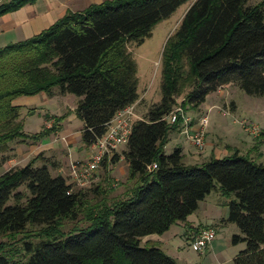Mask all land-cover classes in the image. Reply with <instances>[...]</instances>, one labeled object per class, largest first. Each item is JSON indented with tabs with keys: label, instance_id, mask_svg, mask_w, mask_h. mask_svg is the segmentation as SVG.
<instances>
[{
	"label": "trees",
	"instance_id": "trees-1",
	"mask_svg": "<svg viewBox=\"0 0 264 264\" xmlns=\"http://www.w3.org/2000/svg\"><path fill=\"white\" fill-rule=\"evenodd\" d=\"M33 1L4 0L0 15ZM184 1L104 0L67 11L37 34L0 47V164L11 158L12 143H35L54 130L49 125L33 135L23 132L10 105L18 96H51L54 90L76 95L81 141L90 144L102 136L115 113L139 99L127 42L141 43ZM161 73V100L133 123L121 152L128 180H134L127 196L88 205L83 192L62 175H51L46 164L36 166L35 157L0 174V235L22 231L28 223L40 226L37 241L25 243V260L0 254V264H177L159 247L141 246V237L184 221L215 180L223 196H235L220 221L239 228L233 244L245 242L234 263L264 264V163L233 149L229 157L187 165L181 148L164 151L170 127L181 124L165 120L178 96L183 95L182 103L198 105L231 83L249 95H264V0L253 5L193 0L163 46ZM105 163L106 156L100 165ZM80 213L86 224L60 238L61 221H75Z\"/></svg>",
	"mask_w": 264,
	"mask_h": 264
},
{
	"label": "rangeland",
	"instance_id": "rangeland-1",
	"mask_svg": "<svg viewBox=\"0 0 264 264\" xmlns=\"http://www.w3.org/2000/svg\"><path fill=\"white\" fill-rule=\"evenodd\" d=\"M4 0H0L2 2ZM193 0H186L182 2L172 13L168 16L160 19L155 23L150 31V34L141 42L136 43L132 40L127 42V50L135 64V78L137 92L141 100L136 104L135 112L137 116L146 118V113L151 105L158 103L162 97V73H161V53L163 46L167 38L172 35L184 13L190 6ZM260 0H248V4H257ZM19 39V36H15L13 41ZM12 40H8L7 43ZM1 43V42H0ZM2 45V44H0ZM222 88V87H221ZM221 93L218 91L210 92L205 100L198 105H193L188 102H181L183 95L176 98V104L179 105L183 112L191 117L192 123L199 120L201 116L207 117V125L205 131L208 134L205 135V147L201 150L194 147L188 138L186 137V130L182 124L179 127L169 129L168 139L164 145V151L170 153L175 147H179L182 150V160L187 165L201 166L210 159L209 142L214 141L220 148L222 145L228 144L236 136H240L243 140L248 142V145H242L239 153L245 158L252 159L256 163H264V95L255 96L245 93L237 83L226 84L221 89ZM41 96V95H40ZM64 97H51L48 104H36L29 103L24 107H20V115L17 117L16 122L22 124V131L27 135H33L43 131L44 123L49 122V117L58 116V113L66 114L65 117L74 113L73 108L78 100V96L64 93ZM41 97H38V100ZM42 102V99H40ZM234 104V108H230V105ZM228 112V113H227ZM48 117H47V116ZM246 119L248 122L257 124L263 134L260 138H257L245 131L240 120ZM237 120V121H235ZM79 119L75 117L71 120L70 128H77ZM213 121L216 126L213 128ZM65 123H63L64 126ZM170 125L172 123H169ZM196 124V123H195ZM209 124V125H208ZM218 124V125H217ZM191 129V128H190ZM49 132L48 134H50ZM20 142L12 143L17 144ZM22 143V142H21ZM30 144L29 141L23 142ZM126 148V144H121L118 148L119 152H122ZM239 148V147H238ZM9 151L8 154H12L14 159L11 161L12 166L17 167L25 164L26 157L15 155L14 148ZM22 151L27 148L25 146L20 147ZM224 149L227 153L220 158L229 157L232 155V149ZM26 158V159H25ZM29 160V159H28ZM26 161V162H25ZM42 162L36 163V166H40ZM2 165V164H1ZM110 163L106 162L105 165H99L98 171L100 176V182L98 183L100 188L99 192L88 190L89 187L96 186L97 183H87L84 186H79L76 183H72V187L75 190L83 192V199L86 204L94 203H107L110 204L114 200L123 198L130 193L131 188L134 185V180H128V168L121 174L117 168L109 167ZM5 167L4 165L2 166ZM1 168V167H0ZM51 175V168L48 167ZM2 170L0 169V172ZM215 187L212 189V197L219 200H224L225 203L235 198L234 193H231L228 197L223 196L219 189V182L214 181ZM86 190V191H85ZM228 209V208H227ZM86 220L80 213L75 221L63 220L58 226L60 238L65 237L70 233V230L84 226ZM233 226H237L235 223ZM40 226L26 224L22 231L15 232L12 235L7 233L0 235V245L2 250L0 254L11 261H23L29 255V250L25 248V243L31 242L32 244L37 241L34 234ZM221 227V226H219ZM38 233V232H37ZM147 245V246H145ZM143 247H149L151 244H143Z\"/></svg>",
	"mask_w": 264,
	"mask_h": 264
},
{
	"label": "crops",
	"instance_id": "crops-1",
	"mask_svg": "<svg viewBox=\"0 0 264 264\" xmlns=\"http://www.w3.org/2000/svg\"><path fill=\"white\" fill-rule=\"evenodd\" d=\"M102 1L104 0H34L14 11L6 12L0 15V44H2L0 47L37 34L67 11H80L89 4L100 3ZM15 36H19V39L13 41ZM8 40L12 41L4 43ZM222 88L217 90L218 93L222 92ZM63 95L56 90L53 91L51 96H47L44 92H39L35 95L18 96L11 100L10 105L16 107L17 118L20 115V107H24L29 103L48 104L51 97L59 98L60 96L64 97ZM38 97L41 98L38 100ZM40 99H42V102H40ZM139 100H141L140 97L136 103ZM234 107L232 103L230 108ZM62 113H58L57 117H49L48 120L50 121L44 123V127L51 125L54 128L50 134L41 137L35 143L25 144L20 142L12 145V147L14 148L15 155L19 156L21 154V156L27 158L26 161L35 157V164L39 162L46 164L51 168V172L54 175L60 174L66 179V183L72 184L76 183L73 171L78 169L77 164L86 160L91 149L89 144H84L80 139L82 121L75 113H70L66 117V114L62 115ZM74 117L80 120V124L77 128H70L69 125ZM16 118L14 121H17ZM63 123H65L64 126ZM191 124L195 125V123ZM212 125L214 128L216 123L213 121ZM206 134H208V131ZM255 137L257 139L261 136ZM240 144L248 145V142L240 136H236L228 144L222 145V147L228 150L237 149L240 151L242 149ZM207 145L211 148L209 149V157L220 158L227 153L222 147L219 148L214 141L209 142ZM22 146H25L27 149L22 151L20 149ZM118 148L106 156V162L110 163L109 167L112 169L117 168L121 174H124L128 168L127 162ZM261 153H264V150ZM115 155H118V159L115 162H111L110 160ZM13 159L14 157H11L2 165L0 164V169L2 170L0 174L12 166L11 161ZM3 165L5 166L4 168L2 167ZM99 173L98 169L92 172L84 185L87 183L89 185L91 183L98 184L101 179ZM211 193L198 202L196 210L189 214L184 221L172 224L168 230L161 234L153 233L141 237V243L159 247L166 254L174 258L177 264H235L233 260L245 248V242L237 244L231 242V236L234 233L240 234L239 228L230 224L231 222H220L227 217L228 207L224 200L212 197ZM204 227L213 228L215 237L204 251H194L191 248L190 241Z\"/></svg>",
	"mask_w": 264,
	"mask_h": 264
},
{
	"label": "built area",
	"instance_id": "built-area-1",
	"mask_svg": "<svg viewBox=\"0 0 264 264\" xmlns=\"http://www.w3.org/2000/svg\"><path fill=\"white\" fill-rule=\"evenodd\" d=\"M135 107L136 103H133L117 111L112 120L108 123L107 131L89 144L91 149L90 154L85 161L77 164L78 169L73 171L77 185L83 186L84 183L88 181L92 172L98 169L105 156L114 152L121 144H126L128 142L133 123L136 120L141 119L137 116ZM165 120L168 123H175L180 120L183 128L186 130V137L190 143L199 150L204 148L206 135L205 128L207 125L206 116H201L199 120L195 122V125L191 124V117H188L183 112L182 108L176 104L171 112L165 116ZM239 122L245 131L254 136H260L263 134V131L257 124L248 122L246 119H242ZM155 166V164L149 165L148 169L151 170L155 168ZM214 237V229L211 227H204L192 237L190 241L191 248L194 251L202 252L210 245Z\"/></svg>",
	"mask_w": 264,
	"mask_h": 264
}]
</instances>
